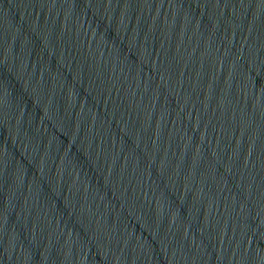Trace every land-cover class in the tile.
I'll return each instance as SVG.
<instances>
[{
    "label": "water",
    "instance_id": "95a60500",
    "mask_svg": "<svg viewBox=\"0 0 264 264\" xmlns=\"http://www.w3.org/2000/svg\"><path fill=\"white\" fill-rule=\"evenodd\" d=\"M0 264H264V0H0Z\"/></svg>",
    "mask_w": 264,
    "mask_h": 264
}]
</instances>
